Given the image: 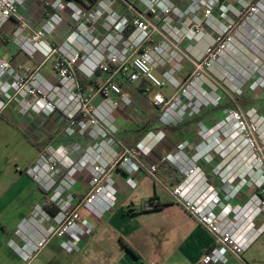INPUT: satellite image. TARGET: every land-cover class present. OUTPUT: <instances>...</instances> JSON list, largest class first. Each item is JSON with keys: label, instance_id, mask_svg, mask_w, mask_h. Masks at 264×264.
I'll return each mask as SVG.
<instances>
[{"label": "built area", "instance_id": "1", "mask_svg": "<svg viewBox=\"0 0 264 264\" xmlns=\"http://www.w3.org/2000/svg\"><path fill=\"white\" fill-rule=\"evenodd\" d=\"M30 1L0 0V32L14 22L17 28L12 37L20 39L18 46L29 59L40 54L43 67L55 58L57 83L50 85L39 70H18L0 57V115L14 103L23 117L50 119L58 113L73 143L71 152L62 145L47 146L27 171L47 198L21 226L24 232H18L25 244L9 242L15 252L30 262L54 238L64 251L78 252L79 244L94 232L82 213L103 217L112 210L116 170L129 176L141 172L153 177L161 165L168 164L181 177L171 190L172 197L214 239L200 264H226L227 255L242 259L264 234V119L256 110L244 113L236 106L225 111L214 127L200 125L194 142L186 141L175 152L157 156L156 151L166 142L163 130H152L127 148L109 126L116 109L134 106L113 81L118 75L131 84L145 83L147 94L165 87L174 90L170 99L160 92L152 98L163 112L159 118L162 128L177 127L209 106V102L184 104L185 99L191 100L190 93L200 76L185 84L178 81L175 71L157 76L154 71L160 66L162 49L148 48V44L153 37L162 36L161 25L176 43L204 44V52L194 63L196 70H202L229 50L242 27H238L239 21L248 25L256 20L253 17L260 4L249 0H186L182 12L169 0H98L94 5L84 4V0H45L39 7L44 23L34 29L24 14ZM64 9L74 26L60 46L49 44L47 40L64 26ZM186 17L188 23L179 34L173 24ZM112 67L117 69L114 73ZM97 73L111 74L97 89L103 99L101 107L93 104V96L79 83V74L92 79ZM113 95L118 99L113 100ZM86 134L92 144L74 164L70 154L80 153L77 146ZM205 167H210L209 173ZM82 179L88 191L78 198L75 190ZM157 206L155 199L143 209Z\"/></svg>", "mask_w": 264, "mask_h": 264}, {"label": "crops", "instance_id": "2", "mask_svg": "<svg viewBox=\"0 0 264 264\" xmlns=\"http://www.w3.org/2000/svg\"><path fill=\"white\" fill-rule=\"evenodd\" d=\"M43 1L45 0H32L27 3L24 10L28 7L29 13L34 16V13H38ZM180 3L187 2L182 0ZM62 16L65 21L62 28L69 31L74 26L70 13L64 9ZM43 23L44 18L41 16L40 19L34 21L33 28L38 29ZM7 26L8 29H4L0 33V57L15 69L39 70L41 76L50 85H56L57 76L53 71L55 58L40 67L43 61L42 56L37 54L34 59H29L19 47L14 45L12 37L14 22L8 23L5 28ZM63 41L64 37L59 34L47 40L49 44L56 46H60ZM188 44L192 47L195 45ZM199 46L204 47V44ZM110 76L111 74L97 73L92 79H87L79 74V79L84 84L85 93L93 96V104L96 107H101L103 104V99L97 94V89ZM188 76L187 73H184L180 79H186ZM120 82L121 84L125 83L124 78L121 77ZM162 90H153V93L160 92L167 98L173 94V92L163 93ZM139 92L146 98L142 101V110L136 108L135 105L132 108L121 106L112 113L113 122L117 128V138L128 147H133L142 140H138L141 134L140 126L157 114L160 118L162 113L161 109L154 105L151 92L147 94L145 88ZM112 99L117 100L118 97L113 95ZM14 112L21 118L17 122V128L37 146L39 154L49 145H62L70 151L73 141L64 132L65 124L60 114L57 113L50 119L36 118L34 115L20 117L21 114L16 109L14 110V105H9L1 116L8 115L10 119H14ZM207 112L204 109L203 114L195 121L187 120L181 126L172 127V129H161L158 119L149 132L163 130L166 134V142L156 151L155 156L175 152L177 147L186 141L194 142L197 139L196 135H199L200 124L207 121ZM167 136L172 144L170 146H168L170 143L167 141ZM72 154L75 156L74 159L79 157V153L70 155ZM204 169L208 173L210 172V167ZM180 180V175L168 164L161 165L153 177L141 172L129 176L122 170H116L114 174L116 194L112 210L103 217H95L84 211L83 219L93 225L94 232L79 244V251L74 253L64 251L60 246V241L54 238L30 264H149L151 262L157 264H200L202 256L211 247L214 239L172 197L171 190ZM25 190L26 186H19L15 191L13 187L12 197H19ZM75 191L78 198H83L88 189L87 186L83 188L80 183ZM38 197H40L39 193ZM154 198L157 200L159 210L143 209V206ZM8 238L4 237L3 242L0 241V247L9 242ZM16 242L20 246L25 244L22 237L17 238ZM127 247L138 257L132 255ZM16 255L18 259L23 260L17 253ZM18 259L16 260L18 261ZM236 260L240 262L239 264H245L242 259L232 255H229L226 264H231L233 261L237 263Z\"/></svg>", "mask_w": 264, "mask_h": 264}, {"label": "rangeland", "instance_id": "3", "mask_svg": "<svg viewBox=\"0 0 264 264\" xmlns=\"http://www.w3.org/2000/svg\"><path fill=\"white\" fill-rule=\"evenodd\" d=\"M169 1L182 12H185L187 3H180L182 0H177L178 2L176 0ZM249 1L255 5L260 4V11L253 17L256 20L248 25H242V21H239L237 23L238 27H242L229 50L218 62L210 64L209 67L204 65L202 70H196L194 63L200 58L205 47L195 45L192 47L185 41L174 42L169 32L165 31L166 29L163 30L162 25L159 28L162 36L153 37L148 44V48L153 49L161 46L162 49L159 59L160 66L154 71L157 76H161L162 72L165 71H175V76L182 84L190 81L194 76H200L199 83L190 93L191 100L185 99L184 104L188 105L192 101V103L196 102V104L209 102L210 105L203 107L199 114L193 118L185 119L184 123L187 120L195 121L196 118L203 114L205 109L208 111L207 121L202 122L200 125L210 129L223 119L225 111L231 110L236 106L242 109L244 113L255 109L257 114L264 119V0ZM29 10L27 7L24 10V14L34 24L35 20L41 18L40 11H37L38 13H34V16H32ZM188 20L189 17H186L184 20L175 21L173 24L179 30V34L183 33L180 29L183 24L186 25L188 23ZM16 28L17 25L14 23V31ZM4 29H8V26L7 28L4 27ZM59 35L65 39L68 36V31L61 28ZM98 37L102 38L101 34ZM19 40L14 37V45L17 47H19ZM116 70L114 67L111 68L112 73ZM184 73L189 76L182 80L180 76ZM120 78L121 76L119 75L115 76L113 81L132 100L136 108L142 110V101L146 98L138 90L141 84H131L126 79H124L125 83L121 84ZM162 92L172 93L174 90L168 87ZM239 92H241L240 96L237 94ZM150 94L154 95L153 90ZM138 95H141L139 96L140 98ZM237 99H240V101L237 102ZM11 105H14V110L16 109L20 114V108L15 103ZM19 116L21 117V115ZM20 119L16 112H14V119H10L8 115H0V241L3 242L4 237L6 239L9 237V242L13 241L18 246L20 245L16 240L21 238L18 232H24L21 226L29 222L34 215L36 207L43 206L44 200L47 198L38 183L27 173L35 165L43 151L41 150L42 152L40 151L41 153L39 154L37 146L19 131L17 122ZM113 121L114 117H112L109 128L115 131V138L125 147L131 148L117 138V128ZM246 121L251 122L247 117ZM161 129L172 128L161 127ZM262 135H264V131ZM167 141L170 143L168 146L172 145L169 136H167ZM81 142L77 146L81 147L80 153L78 152L79 157L74 159V154L70 155L71 162L74 164L84 155V150L92 144L87 134L83 136ZM80 183L83 188L87 186L84 179ZM19 186H26V190L19 197L13 198L11 190L14 187L15 191ZM38 193L40 197H38ZM18 222L19 224L17 225ZM9 242L5 246L0 247V264H30L41 253H38L30 262L20 260L17 258L14 246H11ZM228 259L229 256L227 255V262ZM242 260L245 264H264V234L246 254H243ZM236 261L238 264L240 263L238 260ZM237 263L231 262V264Z\"/></svg>", "mask_w": 264, "mask_h": 264}, {"label": "trees", "instance_id": "4", "mask_svg": "<svg viewBox=\"0 0 264 264\" xmlns=\"http://www.w3.org/2000/svg\"><path fill=\"white\" fill-rule=\"evenodd\" d=\"M67 1H72V0H67ZM84 4H88V5H94L97 3L98 0H84ZM87 5V6H88ZM126 36L129 35V32H126L125 34ZM79 83L81 84V86L83 87L84 84L81 83L80 79H79ZM146 87V84H142L140 87H139V90H143L144 88ZM240 99H237V102H239ZM159 119V115H155L154 117H152L148 122L144 123L143 125L140 126V131H141V134L140 136L138 137V140L140 141L150 130V128L157 122V120ZM154 199H151L149 200L148 202H152ZM153 210H159V206L157 207H154ZM54 212V211H53ZM128 248V247H127ZM128 250L132 253V255H134L135 257H138L136 255L135 252H133L130 248H128Z\"/></svg>", "mask_w": 264, "mask_h": 264}, {"label": "bare ground", "instance_id": "5", "mask_svg": "<svg viewBox=\"0 0 264 264\" xmlns=\"http://www.w3.org/2000/svg\"><path fill=\"white\" fill-rule=\"evenodd\" d=\"M194 180V178L192 179V181ZM199 190H202L203 192H205L206 190L205 189H203L202 187H200V189Z\"/></svg>", "mask_w": 264, "mask_h": 264}]
</instances>
